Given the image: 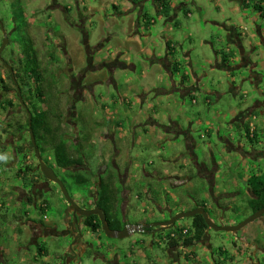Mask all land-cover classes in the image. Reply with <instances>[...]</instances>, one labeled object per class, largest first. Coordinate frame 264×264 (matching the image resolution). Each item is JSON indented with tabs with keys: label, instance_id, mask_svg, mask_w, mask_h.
Listing matches in <instances>:
<instances>
[{
	"label": "rangeland",
	"instance_id": "obj_1",
	"mask_svg": "<svg viewBox=\"0 0 264 264\" xmlns=\"http://www.w3.org/2000/svg\"><path fill=\"white\" fill-rule=\"evenodd\" d=\"M16 1L17 0H0V19L7 20L8 27L12 30L9 33L11 39L10 47L1 55V57L9 59L10 54H13L14 57L12 60L16 61V58L18 60L19 56L22 55L23 43L25 42L27 33L20 34L16 31V26L18 25L20 30V24L26 20L28 24L27 31L29 32L28 36L31 37V39H34L43 67H49L50 72L52 73L49 80L51 82V87L46 89V95L47 93H50V105L54 106L55 109H59L58 111L64 115L63 130L67 134L65 135V139H68L69 143L72 145L74 143L77 144L84 137L83 130L85 126H92L95 124V127L99 129V134L96 132H94L93 135L86 133L90 138L86 143L85 157L87 161H89L88 165L93 172H95L98 165L108 163L110 177L112 170H116L113 165L115 164L114 159L117 157L114 152V145L110 142H102L100 138L101 132L105 130V127H115L116 119H120L121 124L124 125V127H131L134 136L133 127H136L134 115H138L140 109L136 106V102H138L136 96L138 93L144 91L143 84H147V82H143L142 84V80L146 79L145 76H143V79L142 71L146 70L149 66L148 63L142 61V59H144V54H139L138 50H135L131 58V63H134L137 66L136 72H123L120 69L116 75H113L109 70V67L104 65L105 62L109 63L108 65L114 63L115 59L111 60L113 51L115 52L118 50V52H124L123 50L125 49L122 47L129 45L127 43L128 36L123 32L124 29L129 26L127 20L123 16L120 17L116 15L115 17V10L112 7L108 9L102 8L99 0H19L20 3L18 2V6H21L23 9V11L20 12L17 8ZM81 1H84L83 4L86 5L87 9H84L81 5H77V2L80 3ZM137 1L141 0H136L135 2ZM170 1L173 3L185 4L188 7L184 9L180 8L177 11L176 21L180 22L182 29L177 28L172 33L168 32L166 30V19L163 17L160 18L156 14L154 8L150 6L146 7L145 11H148L153 21L156 22V25H151L150 33L152 37L150 40L152 42V47L149 48H151L157 55H160L161 53L162 56H164L166 53V39L173 40L176 42L178 48L176 58L179 59L180 62H184L185 54L190 53L191 59L195 63V72L201 69L204 70V72L208 70L207 68L209 66L206 55L210 56L213 54V46L214 49H217L219 53H221V56L225 55V50L223 48L227 45L223 42V39L226 38V34L223 28L220 29L216 25L217 23L226 24L230 27L236 26L237 29L240 27L242 29L246 28L248 32L255 28L254 23H250L246 20L244 12H241L236 16L231 13V0ZM56 5L61 6V8L55 9L54 7ZM88 10L89 12H87ZM187 10H190L191 17L188 16L189 13ZM106 11H108L109 15H106ZM246 11L248 18L255 15L252 8L247 9ZM174 13L175 12L172 13V16H176ZM18 14L23 17V21ZM81 15H84L86 19V27L82 29L78 28V25H81ZM114 19L116 22H113ZM230 20L232 21L230 22ZM258 23L261 24L264 29V17L260 18ZM109 34L115 39H111L110 42L108 41V43H104L102 50L99 49L98 46L103 44L102 37H108ZM87 35L90 36L91 41L88 44L90 47L85 49V46H83V44H85L83 40ZM79 40H82L83 44L80 43ZM2 43L3 40L0 38V46ZM65 44L68 48V55L73 59L72 63L71 59L69 60L70 57L61 52V49H65ZM141 48H144L142 42ZM135 53L136 58H134ZM263 57L264 56L259 53L252 56L253 60L257 63H261ZM101 58L102 60L100 62ZM221 58L223 59V57ZM92 59H95V62L93 66H90L89 60ZM120 62H124V60ZM69 64H72V66ZM184 70H186V68H184ZM3 74H5V72L1 71L0 75ZM210 74V80L214 79L216 81L215 84H220L219 87H217L219 89L217 91L222 93L225 92V96L223 95V99H220L219 101H217V97L210 96V103L203 104L198 101L197 104H192L190 99H186L184 105H182V103H178L180 92H176L168 82L164 81L165 83L162 85L159 84L160 87L157 88L162 90L165 87H168L166 88L169 92L167 96H160L158 91L152 90L153 87H151V92L148 94V101L143 106V110L151 113L153 111L152 108H155L162 120H160V122L163 125H166V128H162L163 131H157V133H160L161 139L155 141L153 140V137L150 136L148 138H143V141L140 144L134 146L132 135L128 132V135H125L123 141L119 143L118 150L120 149L119 152L123 160L129 158L133 164L141 165L140 169H136V167L132 166V173H140L143 168L146 169L147 167V171H157L160 179L159 182L151 181L147 187L145 182L141 183L140 180H138L136 184L133 183L130 186H123L122 183L115 181V186L118 188L119 192H121L120 195L116 192L113 193L114 201L117 202L118 205L116 211L120 218L126 213V211H123L122 206L125 205V207L128 208L129 206H127V204L131 205L130 208H136L137 206V209L141 212L142 216L145 214V211L148 213L151 209H154L153 211L155 214L151 219L157 222L169 219L170 216L167 212L169 210L167 208L169 207L173 208L172 210L176 215L177 211L178 213H181L185 207L190 209L193 206L195 207V203L200 204L202 202H205L211 209L214 208L217 212L224 215L221 218L214 217L216 225L227 226L225 224L229 223L231 220L235 221L238 225L254 214L253 209L247 202V198L244 199L245 197L243 196V193H246L247 191V184L243 182L242 176L257 174L258 168L264 166V160L262 158L257 163L252 162L248 158H241L236 151L242 148L240 154L250 153L252 149L258 152H263L264 131L262 133V130L260 129L261 122H259V120L250 121L255 125L256 129L259 128L261 130H259L257 134L259 137L258 140L260 139V142L263 144L258 145L256 142L251 143L250 140L244 136V133L229 128L228 121H230L229 112L231 109L239 110V108L245 106H253L256 97L250 92L249 87H251V84L247 82H245L246 87L244 88V91L247 93H237L236 95L231 96L226 93L230 90V85L225 83L227 80V74L218 71H213ZM235 76L237 78L236 83L238 87H240L241 84L243 85L244 80L240 77V72ZM128 77L132 78V87H128ZM156 80L153 79V81ZM73 81H80L79 84L81 90L76 83L73 84ZM4 84L9 85L11 89H13L9 81H6ZM116 84L117 87L115 86ZM261 86L264 88V84ZM84 87L86 88V92L82 91L85 89ZM32 90H35L37 93L35 86H33ZM200 90H202V88ZM31 95L30 92L26 91L24 95L26 101L40 105L39 101L35 100L34 97H29ZM9 103H11V106H9ZM40 106L44 107V105ZM183 106H185L186 113L188 112L192 119H188L184 113L180 112L181 108L182 112L184 111ZM27 107L31 109L29 106ZM127 110L129 112L131 111V114H128ZM148 119H151V117ZM27 120L28 116L23 110H21L15 94L13 93L9 95L4 91L2 92L0 84V144L9 141L8 135H17V122H22L26 125ZM51 122L54 128L58 127L59 121L55 118ZM97 122H99L100 125L96 124ZM144 123H146V120H143V125ZM178 126L190 130L188 132L192 137L191 145L195 150V154L201 166L206 170L211 171L213 168V161H220L221 171L216 179L215 188L211 185L209 186L204 177L198 176V173L193 169L194 167H191V171L196 177L193 181L184 179L186 182L185 186L178 185L174 187V185H171L175 180L172 177V174H165L167 172L166 169L172 168V164H174L175 161L174 159H177L174 164L176 169H178L180 164H186V159H189L186 149L188 141L185 142L183 138H180L176 128ZM139 129H141L138 132L141 137H143L141 132L144 131V129L145 131L147 130L148 132L154 133L149 126L139 127ZM5 131H8V134H6ZM164 133H166V135H164ZM251 134L253 135L254 132H251ZM250 137L252 136L250 135ZM24 139L27 142V145H29L31 142L30 133L26 132ZM228 141L232 146L237 148V150L232 149L230 151V146L227 145ZM102 147H104L105 151L110 152L109 156L111 157L106 163L101 161L100 156L102 152H100V149ZM104 149L102 151H104ZM29 152L37 169H40L38 167L35 152L32 153L30 149ZM52 155L53 154L51 153L50 156ZM41 157L48 166L53 168V161H51V159L48 160V155L46 153L41 151ZM251 158H253V156ZM20 161L22 162L21 159ZM10 163L11 159L8 157L5 160L3 159L0 165L1 202H3L2 194L5 193V188L7 186L10 185L13 188L14 186H20L21 184V181L16 176V170L14 167L10 166ZM117 165L121 172H123L125 169L123 168L124 166H121L118 163ZM18 167L19 164L17 165V168ZM54 171L57 176L61 178L69 194L73 197L80 208L87 210L94 207L91 205V198L88 197V191L91 189V184L93 182L91 175L87 172L84 174V171V173H79L78 175L87 178L89 183L77 184V178L75 175H67V172L64 173L61 169L56 167L54 168ZM185 173L189 174L190 172ZM106 176L107 174L102 173L100 175V181L102 179L106 182ZM95 181L96 180L94 179V182ZM156 186L164 189L162 194L165 198L159 200L158 193L154 190ZM53 188L54 189L52 190L57 191L54 196L49 195L48 193L45 194V198L48 199L47 201L50 205L46 215L49 224L53 226L56 224L60 231L63 230L60 219L65 213L63 212L65 205L69 207V204L65 200L60 188L55 184L53 185ZM212 188H214L213 193L216 195V201H214V198L208 192L209 189ZM124 191H126L125 196L123 195ZM150 191L151 198L156 199L157 204H165V208H163L165 215H162L157 211L158 207L155 204H152L151 202H148L146 198H143L147 196L146 194L150 196ZM225 192L227 194L239 193L240 195H234V197L236 196L235 198L230 196L222 197L220 194L223 195ZM77 194L84 196L85 198L83 200L75 198ZM173 195L176 196V199L178 198V201L173 200ZM168 196H170L169 200H167ZM59 199H62L61 201L63 204ZM95 199L97 198L95 197ZM216 202H218L221 207L224 206L229 208L223 213L218 210ZM130 208H128V210H130ZM26 211L32 218L39 220H42L43 218L39 210L36 211L34 207H27L26 205H22V208L19 210H6L4 214L6 215L5 218L1 216L3 213L0 211V226L4 229L3 234L0 237V245L6 247L9 251L6 264H20V257H30V254H28L30 252L27 251V249H25L27 252L18 251V248L21 250L22 247H27L30 242V235L26 232L28 228L25 227V229H23L24 232L22 235H19L14 231L15 227H21L19 222L14 220L15 216H21V218L24 219ZM80 218H83V216H80ZM191 223V219H182L177 222L176 227H179L180 229L183 228V226L189 228ZM237 234L236 239L234 236L225 232L211 231L208 237V242L212 246L211 253L204 250L205 244L199 243L183 250V255L193 252L197 256L195 260L183 258L176 261L170 256L165 242L160 241L161 238L146 237L144 239L145 242L142 244L137 242L142 240V238L137 235H132L131 237L119 240L108 238L105 234L100 233V240L98 242L96 241V237H91L89 239H91L90 241H94L95 247H98L99 250L102 251L100 253L105 256L108 254V251L106 250L108 244L118 246L125 254L118 253L116 255H120V261L123 263L125 262V264H214L212 253H216L215 260L217 261L219 259V264H231L228 260L230 255H234L236 260L239 258L234 252L233 246L234 243L238 241V237L240 238L243 236L248 240L255 237L260 241L258 244H260L262 250L257 252L253 259L256 260L257 264H264V215L260 219L245 226L237 232ZM57 239L59 238H54V236H52L51 240H48L45 245L46 250L49 252L48 256L50 260L60 258L64 252V247L68 246L70 242L69 237H67L66 240L64 237L59 239V241ZM85 239L88 241L87 238ZM43 240L44 239H42V241ZM44 242L46 241L44 240ZM152 243H154L153 246ZM39 244H42L41 239L39 240ZM30 248L32 251L38 252L37 246H31ZM131 249L133 253H136L135 257L137 258L134 256L126 258L124 256L129 255ZM89 251L92 252L91 250ZM88 254L89 252L81 258L78 257L79 260H75L76 262H73L72 264H77L79 261H82V264H104V261H98L94 258L89 259ZM91 255H94V253L92 252ZM145 255L148 256V258L143 261L142 257ZM139 259H141L140 262L137 261ZM38 264L46 263L44 262V259H42ZM233 264L240 263L235 262Z\"/></svg>",
	"mask_w": 264,
	"mask_h": 264
},
{
	"label": "crops",
	"instance_id": "obj_2",
	"mask_svg": "<svg viewBox=\"0 0 264 264\" xmlns=\"http://www.w3.org/2000/svg\"><path fill=\"white\" fill-rule=\"evenodd\" d=\"M135 1L136 0H99L102 8L108 9L112 7L115 10V17L116 15L120 17L123 16L129 24V26L123 31L124 34L126 33V35L128 36L127 43L129 45L122 47L125 49L123 50L124 52H118V50H116L115 52L113 51L111 60L115 59L114 63H111V65H108L109 63L105 62L104 65L109 67V70L113 73V75H116L120 69L123 72L124 71L136 72L137 66L134 63H131L132 62L131 58L135 50H138L139 54H144V59H142V61L148 63L149 65L146 70L142 71V77L143 76L146 77L145 80H142V84L143 82H147V84H143L144 91L142 93H138V95L136 96V99L138 101L136 102V106L140 109H139L138 115L137 114L134 115L135 121H136V127H133L134 136H133L131 127L129 128L124 127V125L121 124L120 119H116L115 127L113 126L111 128L105 127V130L101 132V136H100L102 142L103 141L105 143L110 142L114 145L115 147L114 152L117 157L114 159L116 166L119 167L117 163L120 164L121 166H124L123 168H125V165L129 166L126 186L127 185L130 186L133 183L137 182L138 180H140L141 183L145 182L146 187L151 181L159 182V179H160L158 177L159 173L155 170L147 171V167L146 169L143 168L140 173L139 172L132 173L131 171L132 166L136 167V169L137 168L140 169L141 165L133 164V162L130 161L129 158L123 160L119 152L120 149L118 150V145L121 141H123L124 139L123 137L125 135H128V132L132 135L134 146L140 144L143 141V138H148L150 136H152L153 140L155 141H158L159 139H161L160 133H157V131L162 130V128L165 127L166 125H163L160 122L161 118L159 114L156 112L155 108H152L153 111L150 113L148 111L145 112L143 110V106L148 101V94L151 92L150 91L151 87H153L152 90L158 91L160 96H167L169 94L168 90H166V88L168 87H165L162 90L157 89L160 87L159 84L162 85L165 82H168L170 86L176 90V92L178 91L180 92V99L178 103H182V105H184L186 99H190L192 104H197L198 101L199 103L201 102L203 104L210 103V98H209L210 96L217 97V101H219L220 99H223V95L225 96V92L222 93V92L217 91L219 90L217 87H219L220 84H215L216 81L214 79L210 80V76H211L210 73H212L213 71L223 72L227 74V80L225 83L230 85V90L226 93L230 94L231 96H234L237 93L239 94L247 93L246 91H244V88L246 87L245 82L250 83L251 84V87H249L250 92L253 93L254 96L256 97L255 104L253 106H245L243 108H239V110L231 109V111L229 112L230 121H228L229 122L228 127L231 129H235L237 132L244 133L245 137L247 136V133L249 132V134L252 137L253 135H255L254 139H256L255 141L256 144L258 145L263 144L260 142V139L258 140L259 137L257 133L260 129L262 130V133L264 131V88L263 86H261L262 84H264L263 82L264 57L261 63L255 62L252 58V56L256 53H259L264 56V29L262 28V25L258 23L259 19L262 18L263 16H261V13L255 12L254 10V5H257L258 3L260 4L261 0H231V6H230L231 13L234 16H236L237 14L244 12L246 20L249 21L250 23L251 22L254 23L255 28L248 32L246 28L242 29L241 27L240 28L238 27L239 29H237L236 26L230 27V26H227L226 24L214 23L220 29L223 28V30L225 31L226 38L223 39V42H225L227 46L223 48L225 50V55L223 56H221V53H219L217 49H214V46H213V54L210 56L206 55V59H207L208 66H209L206 72H204V70L202 69L195 72V69H194L195 63L191 59L190 53L185 54L184 62H180V60L176 58V53L178 49L176 42H174L171 39H166V43H165L166 53L164 56H162L161 53L160 55H157L151 48H149V47H152V42L150 40L152 37L150 33L151 25L152 24L156 25V22L153 21L150 13L148 11H145V8L149 6L154 8L156 14L158 15L157 3H156V0H141L137 2ZM167 2L170 7V12L168 14L158 15V16L160 18L163 17L166 19V26H167L166 30L172 33L177 28L182 29L180 22L176 21L177 11L180 8L184 9L188 7L185 4L173 3L170 0H167ZM83 3L84 1H81L80 3L77 2V5L78 6L81 5V7H83L84 9H87L86 5ZM261 6L264 7V1L261 4ZM58 7L60 6L56 5L54 8L57 9ZM250 8L253 9L255 15L248 18L246 10ZM187 11L189 13L188 16L191 17L192 15L190 14V10H187ZM87 12H89V10ZM173 12H175L174 14H176V16L174 15L172 16ZM106 15H109L108 11H106ZM231 21L232 20H230V22ZM80 22H81L80 23L81 25H78V28L82 29L86 27V19L84 15L80 16ZM113 22H116L115 19L113 20ZM111 39H115L114 37H111V34H109L108 37L107 36H105L104 38L102 37L103 44L99 45L98 48L102 50V48L104 47V43H108V41L110 42ZM90 41H91V38L88 35L85 36L83 40L85 44H83L82 40H79V42L82 43L83 46H85V49L90 47L88 46ZM141 42L144 44V48H141ZM115 53H116V57H115ZM67 56H69L68 48H67ZM221 57H223V59ZM134 58H136V53H135ZM70 59L72 63L73 59L71 57L69 58V60ZM95 59L89 60L90 66H93ZM101 60L102 58L100 59V62ZM122 60H124V62H120ZM69 65L72 66V64H69ZM184 68H186V70H184ZM239 72H240V77L244 80L243 85L241 84L240 87H238L236 83L237 78L235 76ZM153 79L155 80L159 79V80L153 81ZM131 80L132 78L128 77V80H127L129 81L128 87H132L131 84L133 83L131 82ZM115 86L117 87V84ZM201 88L202 90H200ZM183 110L184 111L182 112V108H181L180 112L184 113L188 117V119H192L191 115L188 112L186 113L185 106H183ZM127 113L131 114V111L129 112L127 110ZM150 117L151 119H148ZM143 120L144 121L146 120V123H144V125H143ZM251 120L253 121L259 120V122H261V128L256 129L255 125L250 122ZM96 124L100 125L99 122H97ZM23 126L24 124L22 122L21 123L17 122V127H16L17 135L16 136L8 135V138H9L8 140L10 142L8 141V142H3L2 144H0L1 157H3L4 160L8 157L11 159L10 166L14 167V169L17 172L16 176L21 181L20 186H14L12 188L9 185L5 188V193L2 194L3 202L0 201V211L3 213L1 214V216L5 218L6 215L4 214L6 210L8 209L19 210L22 208V205H26L27 207L29 206L31 208L34 207L36 211L39 210L41 215L43 216L42 220L32 218L27 211L25 212L24 219L21 218V216L20 217L15 216L14 218V220L18 221L19 225L21 226L20 228L15 227L14 231L17 232L19 235H22L24 232L23 229L27 227L29 231L26 230V232L30 235V242L28 243V246L22 247L21 250L18 248V251H24V252L29 251L30 253L28 254H30V257L29 258L20 257V264H33V263L38 264L41 257L42 259H44V262L46 264H51V263L52 264H62L63 263L62 260L67 254V249H66L67 247L66 246L64 247V252L60 256V258H55V259L50 260L48 256L49 252L46 250L45 245L48 240H51L52 236H54V238H59V239L64 237L66 240L68 237L66 234V230L71 231L73 229V226L76 224L71 221H69L70 224H67V215L70 216L69 213L71 210L69 209V207H67V205H65L64 207L63 212L65 213L62 215V218L60 219L61 220L60 223L63 226V230L59 231V227L56 224L54 226L49 224L46 213L50 205L48 204L49 203L47 201L48 199L45 198V194L48 193L49 195L54 196V194H56L57 191L52 190L54 189L53 188L54 184L49 183L43 178V175L40 172V169H37L35 162L32 160L29 149H28L27 142L24 139V135L26 131L23 129L24 128ZM143 126L144 127L149 126L150 129L154 131V133L148 132L147 130L145 131L144 129V131L141 132L143 137H141L138 132L141 130L139 129V127H143ZM176 128H177L180 138H183L185 142L188 141V145L192 147L191 145L192 137H191V134L188 132L190 130L183 129L179 126ZM252 130L254 131L253 135L251 134ZM94 132L99 134V129L95 127V124L92 126L87 125L85 126L83 130V135H86V133H88L89 135H93ZM164 135H166V133H164ZM228 145L230 146V151L232 149L237 150V148L232 146L229 141H228ZM103 149L104 147L100 149V152H102L100 157H101V161L106 163L108 162L111 156H109L110 155L109 151H105V149L104 151H102ZM241 149H239L240 150L239 152L238 151L236 152L242 158L241 155H244V153L239 154L241 152ZM54 150H55V147L51 145V146L43 147L42 151L48 155V160L51 159V161H53V164H52L53 168L55 167L57 168L55 157H54ZM51 153L53 154L52 156H50ZM250 153H251L250 156L245 157V158L250 159V161L257 163L262 158L264 160V150L263 152L262 151L258 152L252 149ZM252 156L253 158H251ZM20 159L22 160V162L20 161ZM174 160L176 161L177 159H174ZM175 161H174V164H175ZM18 164H19V167L17 168ZM220 164H221L220 161L215 160V169L213 170V172L216 178H218L220 171H221ZM90 170L93 171L92 169ZM166 171L167 172L165 174L167 173L169 175L172 174L173 178L174 176H177L178 174L177 173L178 170L176 168H175V172L173 173H171L170 168L166 169ZM262 173H264V166L259 167L257 174H253V175H261ZM249 177L250 176H245V175L242 176L243 182L247 183V179ZM171 185H174V187H176L178 183H176L175 181ZM150 190H151V187H150ZM154 190H156V192L158 193L159 200L165 198V196L162 194V191L164 189L156 186ZM247 191L246 193H243V196L245 197L244 199L248 198ZM96 195H97L96 191H94V188L92 185L91 189L88 191V197L91 198V202H92L91 205L93 206L95 205L94 202H95ZM146 195L147 196L143 198L144 199L146 198L148 202L155 204L158 207V210H157L158 212H159V209L163 210V208H165L164 207L165 204L159 205L157 204L156 199L151 198V191H150V196L148 194ZM230 195L234 196L233 194H230ZM235 195L237 196L240 194L235 193ZM213 196H215L216 198L215 193ZM75 198H78V199L80 198L81 200H83L85 197L77 194ZM172 198H174L173 199L174 201L175 200L178 201V198L176 199L175 195H173ZM169 199H170V196L167 197V200ZM127 206H129L128 208H130L131 205L127 204ZM130 209H131V214L133 215L140 214L137 209V206L136 208L131 207ZM168 209L169 211L167 212L169 214L171 215L175 214L172 210L173 208L169 207ZM153 210L154 209H151L149 211L151 216H154L155 214ZM185 210H187L186 207L182 211H185ZM128 211L130 212V210ZM176 213H178V211ZM85 224H86L85 221H83V223L80 224L84 237L88 239L89 243L90 242L94 243V241L93 240L90 241L91 239L89 238L96 237V239H99L100 233H98L97 235H93V233H91L92 231H89V228ZM67 225L69 226L68 228H67ZM225 225L232 226V225H237V223L231 220L229 223ZM3 230L4 229L2 228V226H0V237L3 234ZM228 234H230L231 236H234L237 239V235H238L237 233L235 234L228 233ZM69 238L71 239V236H69ZM40 239L42 242L41 245L39 244ZM42 239H44L46 242H44V240L42 241ZM59 239L57 240L59 241ZM88 241L83 239L81 240V242L78 243L81 250L83 246L86 245V242L88 243ZM258 243H260V241H258L255 237H253L251 240H248L247 238L243 236H241L240 238L238 237V241L235 242L233 246H234V252L236 253V255H238L239 258L236 260L234 255H230L229 256L230 258L228 260L230 261L231 264L235 262L240 263V264H257L256 260L253 259V257L257 254V252L262 250V247ZM153 244L154 243H152V246ZM31 246H34V247L37 246L38 251L41 249L42 251L41 257L38 255V252H34L31 250L30 248ZM211 247H212L211 244L208 241H206L204 250L211 253ZM25 249H27V251H25ZM106 250L108 251V255L111 256L110 258L115 257L118 264H124L123 262L120 261V255L119 256L116 255L118 253L122 254V251L119 249L118 246L108 244ZM8 254H9L8 249L0 245V264H6V261L8 259ZM177 255H178V252L174 251L173 254H171L170 256L173 258L175 257L174 261H176V260H179L177 258ZM189 255H192L194 257L193 258L194 260L197 258V256L193 252L186 254V257H188ZM215 255L216 253H212L213 263L219 264L220 263L219 259L216 261ZM101 258H102V253H99L96 255V259L98 261H100ZM42 259L40 261H42ZM180 259H183V257H181Z\"/></svg>",
	"mask_w": 264,
	"mask_h": 264
},
{
	"label": "flooded vegetation",
	"instance_id": "obj_3",
	"mask_svg": "<svg viewBox=\"0 0 264 264\" xmlns=\"http://www.w3.org/2000/svg\"><path fill=\"white\" fill-rule=\"evenodd\" d=\"M58 8H61V6L58 7ZM0 21L3 23V28H4V29H2V27L0 26V38H1V40L4 41V37H5L4 31H5L6 32V36L8 37V41H9L8 44L5 46V48L2 50V52L0 54V57H1V55L10 47L11 39H10V34L9 33L12 30L8 27V24L6 22L7 20L0 19ZM21 29L19 30L18 25L16 26V31L17 32H19V33H21V32L22 33H27V36L29 35V32L27 31V28H23L22 31H21ZM1 47H2V45L0 46V50H1ZM34 47H35V49L37 50V53H38L37 56L39 58L38 60L40 61V69L43 72H46V74L48 75V78L46 79V81L48 82L49 85H51V82L49 81L50 80V76L52 75V73L50 72V68L49 67H43V63H42V61L40 59L39 52H38V49H37L36 45ZM66 48H67V46L65 44V49L64 50L61 49V52H63L65 55L67 54V49ZM13 57H14V55L13 54H10V58L9 59H5V58H2V57H1L2 60L0 59V72L1 71H4L5 72V74L0 75V84H1V90H2V92L4 91L6 94H9V95L14 93L15 96L17 97L18 101H19V96H21L23 100L25 99L24 95H25L26 91L27 92H30L32 95H34V93L36 94V91L35 90L34 91L31 90V87H29V86L26 85V82H27L26 78L27 77H26V74L24 73V68L25 67L22 64L20 65L23 57L22 56H19L18 60L16 58V61L15 60H12ZM7 66H10L11 67L12 72L9 70V68ZM6 81H9L10 82V85H12L13 89H11V87L9 85L4 84V83H6ZM79 82L80 81H77V82L76 81H73V84L76 83L77 86L80 89L81 86H80ZM31 84H32V87L33 86L36 87V84H34V83H31ZM17 88L20 89V91H21L20 94L18 93ZM6 89H8V91H6ZM82 91L83 92H86V88L83 89ZM29 97H31V96H29ZM24 102H25V104L27 106H30V105L34 104V103H31L30 101H26V99L24 100ZM19 104H20V101H19ZM20 107H21V110H23L24 113H26L21 104H20ZM227 145H228V142H227ZM186 149H187V153L189 155V159H186V161H187L186 164H180L179 165V167L177 169L178 170L177 171L178 174H177V176H174V180L176 181V183H178V185L185 186L186 185V182H185L186 179H189V180H192L193 181V179H195L196 177H195L194 173L191 171V167H194L193 169L198 173V176L204 177V179L208 182V185L209 186L211 185L212 187L215 188L216 179H217L215 177L214 172H213V170L215 169V160L213 161V168H212V170L211 171H208L203 166H201V164L199 163V160H198V158H197V156L195 154V150L192 147H190V145H186ZM238 151H240V150H238ZM250 154L251 153H244V155H241V156H242V158H245L247 156H250ZM88 162L89 161L86 160L82 166L76 167L73 170H62V171L64 173L67 172V175L68 174L70 175L72 173H73V175H75V174H78V173H82L83 171L85 172V173L84 172L83 173L86 174V172H87L89 175L92 176L91 178L93 180L94 179L96 180L95 182L93 181L92 185H93L94 191H96V194L97 195H98L99 187H101V185H102L101 184L102 181H100V175L102 173L107 174V176H106V182H111V184L113 185V189L116 192H119V190L115 186V184H116L115 181H118V183H122L123 186L126 185L127 175H128V172H129V166L128 165H125L124 171L121 172V170L119 169V167H117L116 164H114L115 163V161H114L113 167L116 170H112V172L114 174L111 172V176L109 177V171L110 170L108 171V169H109L108 163L107 164H104L103 163L104 165L103 164H100L99 166L96 167L95 172H93V171L90 170L91 167L88 165ZM52 169L54 170V168H52ZM170 170H171V173L175 172L174 164L172 165V168H170ZM185 172H190V173L187 174ZM75 176H77V175H75ZM43 178L46 181H48L44 176H43ZM58 178H59V176H58ZM59 179L61 180V178H59ZM79 179L81 181L82 180V176L79 177ZM248 179H247V181H248ZM48 182L49 183H52L50 181H48ZM135 184H136V182H135ZM214 188L209 189L208 192L214 198V201H216L217 198H215V196H213L214 195V193H213L214 192ZM247 189H248V191H247V197H248L247 198V202H249V200L252 197V195H251L250 189L248 188V185H247ZM120 194H121V192H119V195ZM97 195H96V198H97ZM123 195L124 196L126 195V191L123 192ZM233 195H235V194H233ZM221 196L222 197H225V196L234 197V196H232L230 194H227L226 192L223 195L221 194ZM125 198H127V197H125ZM72 199H73V197H72ZM121 199H123V198H121ZM97 203H98V201H97V199H95V205H94V207H92L90 209H87V210H92L95 207H99L97 205ZM216 205L218 207V210L219 211H222L223 213L225 212L226 209H228V208H226L224 206H222V207L219 206L218 202H216ZM115 206H116L115 207V210H116L117 207H118L117 202H116V205ZM122 207H123V211H126V213L124 214L123 217L120 218L119 221H116V223H113V222L112 223H109L107 221V223L109 224V227H110L111 230L123 231L128 226L129 229H133L135 231L129 237H131L132 235L140 236V238H142V240L141 241H137V242L138 243H142V244L145 242L144 239L146 237H150V238H156L157 237L158 239L161 238L160 241L165 242V245L167 246V249L169 250L170 255L173 254L174 251H176V252H178V255H177V258L178 259H180L181 257H183V258H186L188 260H193L194 257L192 255H189L188 257H186V254L183 255V250L185 248L182 245L183 240H184V236L186 235L187 237H189V235H191V233L189 232L191 226L189 228L183 226V228L180 229L179 227H176V224H177L178 221L176 222V224L174 226H170V227H161V226H159V227H153L152 226V224H154V223H164V222H167V221L171 220L175 216V214L174 215H171V214L168 213L169 216H170L169 219H167V220L164 219L162 222H157V221H153L151 219L152 216H151V214L149 212L147 213L145 211V214H143V216H142V214H141L140 211H139L140 215H133V214H131V209H130V212H129L128 209L125 207V205H123ZM188 208H189V206H188ZM200 208H203L205 210V212L208 214L209 218L214 223L216 221L214 219V217L215 218H221L222 216H224V215L220 214V212H217L216 209H214V208L211 209L210 206H207V204L205 202H202L200 204L199 203H195V207L193 206L192 208L187 209V210L182 211V212H189V211H193L195 209H200ZM69 209H71V210H70V213H69L70 216L67 215V224H70L69 221H71L73 223L75 222L76 225L73 226V229L71 231H67L66 230L67 236L68 237L71 236V239L69 240L70 241L69 242V245L66 246L67 247L66 248L67 249V254L64 257V259L62 260L63 261L62 264H72L73 262H76L77 260H79V258H81L82 256H85L87 254V252H89V254H88L89 255V259H91V258L96 259V255L99 254L102 251L99 250L98 247H95L94 243H92V242L89 243L88 242L89 243L88 244L86 242V245L83 246L82 250L80 249V246H79L78 243L81 242V240L85 239L84 234H83L82 229H81V226H80V224H82L83 221H85V223H86L85 225L89 228V231H92L91 233H93V235H97L98 233L105 234L103 232V230H101L102 229V223H101L99 217L98 216H91V217H96L94 220H91L90 219L91 217H89V218H87V217L80 218V215H77V214H76V216L74 215V211L70 207V205H69ZM164 212L165 211H163L162 209H159V213L160 214L165 215ZM176 215H177V213H176ZM197 216H201V215H197ZM106 218H107V216H106ZM190 219L192 221L193 218H190ZM98 220H99V222L101 224V229H96V231H94L91 223L92 224H97L98 223ZM220 226H223V225H220ZM232 226H234V225H232ZM68 227L69 226L67 225V228ZM180 230H182V232ZM185 231H187V232L184 234ZM211 231H213V230L208 227V229L205 231L203 240L200 242L201 244H205V242L208 241V236H209V233H211ZM161 233H163V234H161ZM96 240L99 241L100 240V237H99V239H96ZM173 240L177 241L178 242V245H174V246L171 245V243H172ZM197 244H199V243H197ZM89 250H91L94 253V255H91L92 252H90ZM127 252H129V251H127ZM41 253H42V251L40 249L38 251V255L40 257L42 255ZM122 253H124V251ZM135 254L136 253H133L132 252V249H131V251L129 252V255H124V256L126 258H129L131 256H134L135 257L136 256ZM110 257L111 256H109L108 254H106V256L104 254H102V258H101L100 261H104V264H118L115 257H112V258H110ZM135 258H137V257H135ZM147 258H148V256L145 255V256L142 257V260L143 261L144 260H147ZM41 259H42V257L40 258V260ZM140 260L141 259H139L137 261L140 262ZM77 264H82V261H79ZM124 264H125V262H124Z\"/></svg>",
	"mask_w": 264,
	"mask_h": 264
},
{
	"label": "trees",
	"instance_id": "obj_4",
	"mask_svg": "<svg viewBox=\"0 0 264 264\" xmlns=\"http://www.w3.org/2000/svg\"><path fill=\"white\" fill-rule=\"evenodd\" d=\"M263 1L264 0H261L260 4L258 3L257 5H254V10L255 12L261 13V16L264 17V7L261 6ZM18 2L19 0L16 1L19 12L23 11L22 7L18 6ZM156 3L158 15H165L170 12V7L167 0H156ZM18 16L23 21V17L20 14H18ZM20 25L22 29L28 28L26 20ZM34 46V40L27 36L25 42L23 43V53L21 55L23 59L20 65L22 64L25 67L24 73L27 77L26 85L31 87L32 90L33 87L31 83L36 84L37 93L31 95V97H34L35 100L39 101L40 105H44L43 107L34 103L29 106L31 108L30 111L33 115L32 129L34 131L36 147L39 149V152L41 154L43 147L53 145L55 147L54 157L57 168L61 170H73L76 167L82 166L87 160L85 157L87 145L86 143L89 141L90 137H88L87 135H83V139H81V141L77 144L74 143L73 145L69 143L68 139H65V135L67 134L63 130L64 115H62L58 111L59 109H55L54 106L50 105V93H47L46 95V89L50 88L51 85H49L46 81V79L48 78L46 72H43L40 69V61L38 60L39 58L37 56L38 53ZM6 91H8V89H6ZM9 104V106H11V103ZM54 118L59 121L57 128H54L51 122ZM23 129L29 133L28 120L26 125H24ZM246 138H248L251 143H255L256 141V139H254L255 135H253V137H250L249 132L247 133ZM28 147L32 153L35 152V147L33 146L32 142L29 143ZM1 161L2 160L0 159V165ZM78 174H75L77 175V184H87L89 182V180H87V178H84L83 176L82 180L80 181L79 177H81V175ZM101 181L102 185L101 187H99L98 190L97 205L103 209L107 216V221L109 223H116V221L120 220V217L118 216V213L115 210L116 202L114 201L113 197V193L116 191L113 189V185L111 184V182H104L102 179ZM247 185L252 195L248 203L249 206L253 209V213H256L264 209V173L262 175H251L247 181ZM95 218L96 217H91L90 219L94 220ZM91 225L94 231H96V229H101V224L99 220L97 224L91 223ZM207 229L208 227L202 216L194 217L192 219V224L189 231L191 235H189V237H187L186 235L184 236V240L182 243L183 247L188 248L193 246L194 244L200 243L203 240L205 231ZM180 231L182 232V230ZM171 245H178V242L173 240Z\"/></svg>",
	"mask_w": 264,
	"mask_h": 264
},
{
	"label": "water",
	"instance_id": "obj_5",
	"mask_svg": "<svg viewBox=\"0 0 264 264\" xmlns=\"http://www.w3.org/2000/svg\"><path fill=\"white\" fill-rule=\"evenodd\" d=\"M0 26L2 27V29H4L3 23L1 21H0ZM4 35H5V37H4V41H3V44H2V47L0 50V54L9 42L5 31H4ZM0 59H1V57H0ZM7 67L12 72L11 67L10 66H7ZM17 90H18V93L20 94V92H21L20 89L17 88ZM19 101H20V104L22 105L23 109L25 110V112L28 116L29 133L31 136V142H32L33 146L35 147V155H36L37 162L39 164L40 172L43 174V176L48 181L54 183L55 185H57L60 188L65 200L68 202L70 207L73 209L74 215L76 216V214H77V215L87 217V218H89L91 216H98L101 223H102V230L105 233L106 237L111 238V239H119V240L128 238L132 233L135 232L133 229H129L127 226L123 231L111 230L109 227V224L107 223L106 214L104 213L102 208L95 207L92 210H85V209L80 208L77 205V203L72 199L67 188L65 187V184L58 178L55 171L50 166H48L45 163V161L42 159L41 154L39 152V149L36 147V140H35V136H34V131L32 129V117H33V115L31 113V111L28 109L27 105L25 104V102L21 96H19ZM197 215L203 216L207 226L209 228H211L213 231L235 234V233L239 232L241 229H243L245 226H247L248 224L260 219L264 215V209L254 213L252 216H250L248 219H246L242 223H240L238 225H234V226L216 225L209 218L208 214L205 212V210L203 208L195 209V210L189 211V212L178 213L171 220L164 222V223H154V224H152V226L153 227H159V226L170 227V226H174L176 224V222L179 220L194 218Z\"/></svg>",
	"mask_w": 264,
	"mask_h": 264
},
{
	"label": "built area",
	"instance_id": "obj_6",
	"mask_svg": "<svg viewBox=\"0 0 264 264\" xmlns=\"http://www.w3.org/2000/svg\"><path fill=\"white\" fill-rule=\"evenodd\" d=\"M251 132H254L253 130ZM187 231L184 232V234L186 233Z\"/></svg>",
	"mask_w": 264,
	"mask_h": 264
},
{
	"label": "clouds",
	"instance_id": "obj_7",
	"mask_svg": "<svg viewBox=\"0 0 264 264\" xmlns=\"http://www.w3.org/2000/svg\"><path fill=\"white\" fill-rule=\"evenodd\" d=\"M0 159H3V157H0Z\"/></svg>",
	"mask_w": 264,
	"mask_h": 264
}]
</instances>
